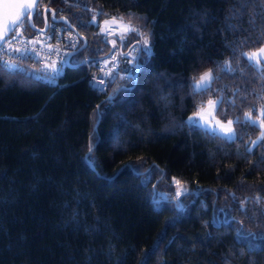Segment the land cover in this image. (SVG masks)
Instances as JSON below:
<instances>
[{"label":"trees","instance_id":"obj_1","mask_svg":"<svg viewBox=\"0 0 264 264\" xmlns=\"http://www.w3.org/2000/svg\"><path fill=\"white\" fill-rule=\"evenodd\" d=\"M237 4L39 0L35 25L50 7L87 44L56 85L0 66V264H264V143L248 150L260 129L243 120L264 105V71L241 55L264 46V6ZM94 14L150 34L134 82L121 63L107 91L90 86L82 56L114 48ZM21 28L33 32L26 17ZM208 69L210 89L193 92ZM217 98L218 120L241 118L232 139L186 120ZM173 178L188 189L178 199Z\"/></svg>","mask_w":264,"mask_h":264},{"label":"snow or ice","instance_id":"obj_2","mask_svg":"<svg viewBox=\"0 0 264 264\" xmlns=\"http://www.w3.org/2000/svg\"><path fill=\"white\" fill-rule=\"evenodd\" d=\"M64 3L69 4L70 0H63ZM248 0H244V4H240L238 0L237 4V9L239 10L240 8H243L246 6ZM262 6H264V0H261ZM38 5H39V0H13V3L8 4L6 3L4 5L5 9H12V11H5L3 14H0V42L3 43L4 47L0 48V52L4 51H15V52H25L28 51L27 48H20V47H13V42L18 40V37L22 35V28L21 30H17V25H23L25 17H27L28 20V26L30 27H35V24L32 23V17L39 16V11H38ZM47 11V10H46ZM95 12V10H92ZM106 15V14H105ZM56 19L55 14L52 16V20L54 21ZM61 19H64L65 22L66 18L61 17ZM131 19V18H130ZM90 23L96 24L97 23V17L94 14L92 16V20ZM104 26L100 27V32L98 35L102 36H113L116 35L119 37L121 42H124L125 40L128 39V35L130 33H135L140 37V40L136 42V45L134 46L135 49H137L140 53V56L135 57L133 60L128 61V64L132 65L131 67H126L124 71L127 73V79L129 81H135L136 78V71L140 67V59L141 58H149L151 51H152V46H151V38L150 34L146 32H142L138 27L135 25H132L131 23H124V18L123 16L121 17H116L113 16L111 19H105L103 22ZM44 25L45 28H51L52 31H57V29L54 28L53 25H50L47 19V16H45L44 20ZM44 28L40 29V33L43 34ZM12 32H15L16 35H13L11 39H8V35ZM39 41H29V44L36 43ZM111 43L115 47L116 45V40H112ZM75 47V45H73ZM120 55H124L121 53ZM128 55H131V52L128 53ZM241 55L245 56L247 59V62L251 67L256 69L257 71H264V64H262V58H264V47L259 48L256 52H251V53H242ZM113 61L117 59L116 56L112 57ZM4 63H10V61H4ZM108 61H104V65H108ZM224 66L228 71H233L231 67V62L226 60L224 62ZM53 71L56 70L55 64L52 66ZM113 68H115V65L113 64L112 68H109L108 71L104 72L105 76H111ZM103 71V68L101 69ZM213 71L212 69H208L207 71H204L203 73L199 74V76H194L192 78L193 83H192V89L193 92H202L205 90L210 89L211 87V82L213 80ZM90 83L96 84L97 87L100 85H103L105 81L103 79L99 80L98 84L93 78ZM102 90V89H101ZM112 97L110 96L108 98V102L111 103ZM220 98H217L215 100L209 99L206 103V107L208 109L212 110V113H214L216 107L220 103ZM234 103V101H233ZM99 107V106H98ZM198 110L196 113H194L193 116H190L188 118V122L194 126L197 127H205L208 128L210 131L213 133L216 132L217 129L224 135V137L228 139H232L235 136V129L233 128V124L238 122L241 118L237 117L236 120L229 119L227 120L226 123L216 120L215 124H211L210 121H206L204 124H201L200 120H196L195 117L201 116V113L205 111V106L204 105H198L197 106ZM254 109H250L248 112L244 113L243 120L245 123L249 126L252 127H257L260 129V134L259 136L256 137V139L251 140L248 145V150L251 151L253 147H255L258 144L264 143V105L261 106L260 108V113L257 118H253V112ZM203 119V117H202ZM92 152V144L90 143L88 146V153ZM88 159H91L89 156ZM174 183L177 185V190H176V198L178 199L182 193H186L188 189L184 186L181 185V182L179 180H176L173 178ZM260 197L256 198L257 203H259ZM176 207L178 209L182 208L181 203H177ZM244 205L243 202H241V208L243 209ZM249 235H253L252 233H249Z\"/></svg>","mask_w":264,"mask_h":264},{"label":"built area","instance_id":"obj_3","mask_svg":"<svg viewBox=\"0 0 264 264\" xmlns=\"http://www.w3.org/2000/svg\"><path fill=\"white\" fill-rule=\"evenodd\" d=\"M49 24L53 25L57 31L47 28L41 34L37 31L25 33L22 30V35L18 37L17 41L13 42V47L27 48L28 51L0 52V66L8 71L31 74L38 80L50 85L58 84L59 78L66 67L67 55L79 46V38L77 33L70 28L55 22H50ZM17 30H21L20 25H17ZM13 35H16V33H10L7 38L11 39ZM29 41L39 42L29 44ZM3 47L4 45L1 42L0 48ZM137 51L135 48L130 47L123 53L124 55H120L118 50H111L104 58L95 61H90L86 55H83L81 61L86 68V76L90 86L99 92L107 91L110 76H105L104 72L112 68L114 64L115 68H113L112 74H122L121 63L126 64L127 67H131L132 65L128 64V61L136 57ZM129 52H131V55H128ZM113 56L117 57L115 61L112 59ZM105 60L109 62L107 66L104 65ZM4 61H10V63L6 64ZM53 64L56 66L55 71L51 67ZM102 68L103 71H101ZM124 74L127 75L126 71ZM93 78H95L97 84L101 79L105 83L97 87L96 84L90 83Z\"/></svg>","mask_w":264,"mask_h":264},{"label":"water","instance_id":"obj_4","mask_svg":"<svg viewBox=\"0 0 264 264\" xmlns=\"http://www.w3.org/2000/svg\"><path fill=\"white\" fill-rule=\"evenodd\" d=\"M6 3L11 4V3H13V0H0V14H3L5 11H12V9H5L4 5H5ZM46 10H47V11H46ZM53 14H55V12H54V10H53L52 8H50V7H46V8H44V9L42 10V15H43V25H42V26H37V25H35L34 28L29 26V28H30L31 30H33V31H37V32H40L39 30L42 29V28H44V29H45L44 31H46L47 28H45L44 20H45V16H47L48 22H50V21H51V22H62V23H64L67 27H69L70 29H72L73 31H75V32L77 33V35L81 38L82 43H81V45H80L77 49L73 50L72 52H70V53L67 55V58H66V66H68V65H71L70 62H69L71 55L74 54L75 52H78V51L82 50V49L85 47V45L87 44V39H86L83 35H81V34H79V33L77 32V29H76V28H75V27L69 22V20H68L66 17H64V16H57V15L55 14L56 19L53 21V20H52V16H53ZM61 17L66 18V21H67V22H65L64 19H61ZM26 18H27V17H26ZM27 22H28V20H27ZM32 23H33V22H32ZM0 44H1V42H0Z\"/></svg>","mask_w":264,"mask_h":264},{"label":"rangeland","instance_id":"obj_5","mask_svg":"<svg viewBox=\"0 0 264 264\" xmlns=\"http://www.w3.org/2000/svg\"><path fill=\"white\" fill-rule=\"evenodd\" d=\"M116 16V15H115ZM111 17H113L112 15H110V14H106L105 15V17L102 19V20H100L99 22H98V20H97V23L95 24V26H98L99 25V28H98V32H100V27H102V26H104V24H103V22H104V20L105 19H111ZM117 17V16H116ZM92 20V19H91ZM125 23V22H124ZM21 27V26H20ZM116 36V35H115ZM107 38H109L108 36H106ZM116 37H118V36H116ZM116 37L114 38V37H110L111 38V41L112 40H116ZM106 40H108V39H106ZM110 41V42H111ZM116 43H118V40H116ZM134 46L135 45H133V46H131L132 48H134ZM112 50H118V49H112ZM137 50V49H136ZM251 52H253V51H251ZM251 52H247V53H251ZM213 100H215V99H213ZM207 103V102H206ZM206 103L204 104V106H205V111H203L202 113H201V116H199V117H195V119L196 120H200V122H201V124H204L206 121H210L211 122V124H215V122H216V120H218L215 116H214V113H212V110L211 109H208L207 107H206ZM194 114H191V115H189L188 117H187V122H188V118L190 117V116H193ZM202 117H203V119H202ZM254 119H255V117H254ZM223 122V121H222ZM189 123V122H188ZM224 123H226V122H224ZM204 129H207V130H209L208 128H205V127H203ZM210 131V130H209ZM212 132V131H211ZM214 133H218V134H220V135H223L220 131H219V129H217L216 130V132H214ZM260 134V133H259ZM224 136V135H223ZM259 136V135H258ZM256 139V138H255ZM254 140V139H253Z\"/></svg>","mask_w":264,"mask_h":264},{"label":"crops","instance_id":"obj_6","mask_svg":"<svg viewBox=\"0 0 264 264\" xmlns=\"http://www.w3.org/2000/svg\"><path fill=\"white\" fill-rule=\"evenodd\" d=\"M106 39H108L107 41L108 42H110L111 41V38L110 37H116L115 35H113V36H108L109 38H107L106 36H104ZM116 40H118V37H116ZM262 47H264V46H262ZM128 48H130V47H128ZM261 48V47H260ZM114 49H120V47H118V46H116V47H114ZM258 50V49H257ZM256 50V51H257ZM256 51H253V52H256ZM262 62H264V58H262ZM203 128V127H202Z\"/></svg>","mask_w":264,"mask_h":264}]
</instances>
